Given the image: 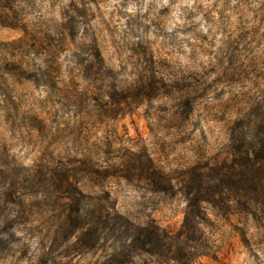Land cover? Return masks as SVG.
<instances>
[{
  "label": "clouds",
  "instance_id": "1",
  "mask_svg": "<svg viewBox=\"0 0 264 264\" xmlns=\"http://www.w3.org/2000/svg\"><path fill=\"white\" fill-rule=\"evenodd\" d=\"M0 264H264V0H0Z\"/></svg>",
  "mask_w": 264,
  "mask_h": 264
}]
</instances>
